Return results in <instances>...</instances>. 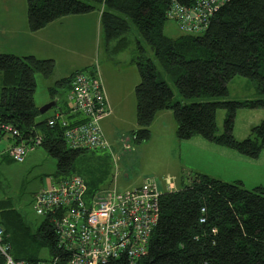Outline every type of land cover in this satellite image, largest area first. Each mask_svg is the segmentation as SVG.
<instances>
[{"label":"trees","instance_id":"obj_1","mask_svg":"<svg viewBox=\"0 0 264 264\" xmlns=\"http://www.w3.org/2000/svg\"><path fill=\"white\" fill-rule=\"evenodd\" d=\"M197 1L25 0V22L29 31H35L65 15L94 10L98 12L102 45L108 58L130 47L128 62L134 63L138 74L133 86V142L147 140L155 114L169 109L177 139L199 135L255 158L264 148V118L250 126L247 135L240 139L233 136L232 123L237 108L264 107V0H225L207 18L204 29H180V20L169 13L172 4L188 8ZM166 20L175 23L179 35L170 37L163 33ZM154 58L160 63L158 67ZM53 65L52 58L0 52V138L7 134L8 155L10 146L28 145L38 137L39 143L34 146H40L54 159L49 180H58L76 175L74 162L86 149L69 148L63 138L64 127L57 121L53 125L47 123L54 111L63 114L70 124L81 121L79 114L65 110L66 96L62 98V107L37 119L42 113L32 98L34 74L48 77ZM83 70L92 71L93 65L75 69L49 87L50 99L56 98L53 106L60 96L56 87L65 86L68 93L71 77ZM163 74L171 79L180 97L199 100L185 103L172 99V90ZM233 75L253 81L259 97L201 99L225 95L226 82ZM217 108L224 109L218 133ZM2 125L10 126L15 134L5 131ZM76 176L83 181L86 196L107 187H97ZM40 217L31 229L13 209L0 210V226L9 243V253L13 259L24 260L47 259L56 254L60 257L58 264H62L66 256L56 247L53 226L48 216ZM40 248L46 250V256L38 254ZM137 264H264V189L260 185L247 189L240 180L226 181L190 170L183 185L160 193L157 222Z\"/></svg>","mask_w":264,"mask_h":264},{"label":"rangeland","instance_id":"obj_2","mask_svg":"<svg viewBox=\"0 0 264 264\" xmlns=\"http://www.w3.org/2000/svg\"><path fill=\"white\" fill-rule=\"evenodd\" d=\"M6 5L11 7V12L15 15L14 20H11L12 24L19 20L25 21V0H0V10H3ZM80 25L82 24H70L68 27L78 31ZM83 26L82 35L78 32L74 38L64 40L62 34L61 41L55 37L48 49V53L54 58L53 70L48 77L34 74L35 87L32 95L37 107L49 101V87L54 86L55 80L71 71L72 64L69 63L77 62L80 63L79 65H84L96 62L110 68L109 73H106L103 78L104 86H108L106 102L108 100L110 113L108 112V116L100 125L107 145L82 151L74 162V173L97 187L98 185H107V187L114 185L117 190L140 186L145 178L155 182L160 191L165 190L166 186L169 189H175L183 185L187 173L193 167L204 168L208 165L205 163L207 158L198 159L194 152L197 149L194 146L187 143L185 139L179 140L175 137V122L169 110L166 113H159L149 126L150 137L147 140L140 143L133 142L131 138V131L135 128L133 86L138 81V74L134 63L128 62L131 55L130 47L108 58L109 54L103 48L99 29L96 36L97 29L93 24L85 21ZM68 27L66 26V29H69ZM163 33L175 37L180 34V31L172 20H166ZM80 38L85 47L82 50ZM140 42L145 49L149 50L142 39ZM78 52L84 53V56L82 58L76 56L75 53ZM154 63L157 67L160 64L155 58ZM163 77L172 90V99H180L185 103L199 100L197 97H180L171 79L164 74ZM226 88L227 93L223 96H209L201 99L244 100L259 97L253 81L241 75H233L226 82ZM56 89L60 93L56 105L37 119L51 114L53 109L62 107L64 104L62 101L64 89L61 87ZM262 96L264 97V94ZM223 114V108L215 110L216 132L221 130ZM263 118L264 107L237 108L232 123L233 136L237 139L243 138L247 135L250 126ZM6 137L7 134L0 139V210L13 209L24 217L32 229L41 219L32 208V196L40 187L47 186L49 183V176L54 170V159L40 146H34L24 154L22 161L16 162L4 151L8 145ZM244 158L249 161H239L230 169L239 176L244 188L249 189L260 185L264 189V148L255 158L247 156ZM210 165L211 170L208 171H213V163ZM38 254L46 256L47 252L44 248H40Z\"/></svg>","mask_w":264,"mask_h":264},{"label":"built area","instance_id":"obj_3","mask_svg":"<svg viewBox=\"0 0 264 264\" xmlns=\"http://www.w3.org/2000/svg\"><path fill=\"white\" fill-rule=\"evenodd\" d=\"M225 0H198L192 7L172 4L170 16L180 20V29L199 32L207 18ZM93 70L78 71L70 79L68 100L71 110L81 121L68 123L54 111L47 123L56 121L64 127L63 138L69 148L94 149L107 145L99 119L109 112L97 63ZM15 134L8 125L1 126ZM39 143L16 144L8 155L20 162L27 150ZM165 190H170L166 186ZM158 190L155 182L145 178L140 186L117 190L114 185L85 195L80 177L70 175L49 180L32 196V208L39 216H48L53 226L56 247L66 256L62 264H137L146 252V245L158 218ZM202 221V218H199ZM0 264H58L59 255L47 259H13L9 243L0 226Z\"/></svg>","mask_w":264,"mask_h":264},{"label":"crops","instance_id":"obj_4","mask_svg":"<svg viewBox=\"0 0 264 264\" xmlns=\"http://www.w3.org/2000/svg\"><path fill=\"white\" fill-rule=\"evenodd\" d=\"M14 18H15V15L13 12H11V7L6 5V7L3 10H0V52H7V53L15 54V55L31 54L39 58L54 59L48 53V49H49L50 44L55 39V37L61 41L62 34L64 36L63 37L64 40H67L69 38H74L75 36L78 35V32L80 33V35H82V32L84 31L83 23L85 21H88L89 23L93 24L94 27H96L97 29L96 36L98 33V29H99L98 12H95L94 14V10L87 12V13H83V14L65 15L59 19L48 22L47 24H45L44 26H42L41 28L35 31H29L27 29L26 22L25 21L22 22V20L15 21L14 24H12L11 20H14ZM77 23L82 24L78 28V31H75L74 29L68 27V25L70 24H77ZM66 26L69 29H66ZM17 28H19V30H17ZM80 44H81L80 49L82 50L84 47V42L82 41L81 38H80ZM75 55L82 58L84 56V53L78 52V53H75ZM91 63L92 62H89L84 65H79L80 63H77V62L69 63V64H72L70 65L71 71L69 73H71L75 69L82 68L85 66H90ZM97 65H98V72H99V76L101 79L103 92H104L105 98L107 99L106 94L108 93V86L106 87L104 86L103 78L106 75V73H109L110 68H106L104 65H100L99 63H97ZM65 76H62V77H65ZM64 87H63L64 92H65L64 97L66 96V99L68 101L65 110L69 111V113H73V111L71 110L69 100H68V93H66L65 91L66 87L65 88ZM58 95H60L59 92H58ZM168 110L169 109H162L158 111L153 117L149 126L154 122V120L156 119L159 113L161 112L166 113V111ZM109 113H110V106H109ZM109 113H107L105 116L99 119V126L101 125L102 120L105 119V117L108 116ZM130 124L131 126H133V122H131ZM100 129L102 132L101 126H100ZM102 134L104 136L103 132ZM185 141H187V143H189L190 145L194 146L197 149V150H194V152L198 159H201L202 157L207 158L205 163H207L208 164L207 166H209L208 168H206L207 166L204 168L203 167H199V168L193 167L191 170L202 171L210 176L219 178L221 180H226V181L240 180L241 181V179H239V176L230 168H232V165L239 163V161L246 160V158H244L245 155H242L228 147H224L221 145H216L214 143H211L199 135H192L191 137L185 139ZM261 150L259 151L258 155L260 154ZM246 161H249V160H246ZM211 163H213V169H212L213 171H208V170H211V165H210ZM196 164L197 166H199V162H197ZM106 186L107 185H104V187Z\"/></svg>","mask_w":264,"mask_h":264},{"label":"water","instance_id":"obj_5","mask_svg":"<svg viewBox=\"0 0 264 264\" xmlns=\"http://www.w3.org/2000/svg\"><path fill=\"white\" fill-rule=\"evenodd\" d=\"M56 98H52L49 101H47L46 103L42 104L41 106L37 107L38 112L41 114L43 112H45L46 110H48L49 108H51L54 103H55Z\"/></svg>","mask_w":264,"mask_h":264}]
</instances>
